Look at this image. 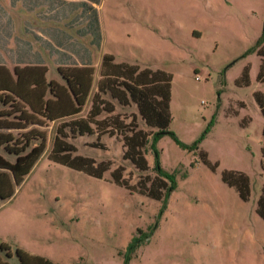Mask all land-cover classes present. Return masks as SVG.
Wrapping results in <instances>:
<instances>
[{
	"label": "rangeland",
	"instance_id": "1",
	"mask_svg": "<svg viewBox=\"0 0 264 264\" xmlns=\"http://www.w3.org/2000/svg\"><path fill=\"white\" fill-rule=\"evenodd\" d=\"M83 1L0 0V93L47 121L45 153L0 200V242L12 250L1 257L19 264L20 248L56 264H264V115L255 98L264 93L255 49L264 0H98L99 46ZM106 53L171 74L168 128L186 147L162 135L156 153L146 150L147 172L123 158L119 133L105 125L135 117L138 128L154 129L133 102L122 105L109 92L100 97L113 111L97 116L104 131L68 137L72 155L111 161L102 177L49 157L61 122L87 116ZM0 153L14 160L3 147ZM156 162L173 175L166 198L113 178L122 166L136 186L156 175ZM226 172L246 177V198Z\"/></svg>",
	"mask_w": 264,
	"mask_h": 264
},
{
	"label": "trees",
	"instance_id": "2",
	"mask_svg": "<svg viewBox=\"0 0 264 264\" xmlns=\"http://www.w3.org/2000/svg\"><path fill=\"white\" fill-rule=\"evenodd\" d=\"M98 0L83 1L84 6L91 14L89 29L92 34L93 45H100V25L97 8L93 5ZM75 2V1H70ZM90 2V3H88ZM255 49L261 56L260 70L258 79L264 82V36L258 38ZM100 78L97 83V91L92 97V104L87 116L74 117L61 122L56 129V135L49 153V157L57 162L66 164L72 168L84 171L96 177H102L103 172L110 166L111 161L96 160L82 155H72L76 147L68 140V137L76 135L102 133V120L97 119L102 111L112 112L110 105L105 109V101L100 97L101 93L109 92L110 95L122 105L133 102L141 119L145 125L153 128L154 131H146L138 128L135 124V117L131 124L122 121L118 123L110 122L105 128H114L119 133L123 142V158L139 171L147 172L149 169L146 158V150L151 147L156 153L155 142L164 134H169L181 146L186 145L181 142L175 133L169 130L171 114L169 109L171 74L164 70H152L150 68H140L137 64L126 62H116L113 55L104 54L102 56ZM242 80L247 82V73L244 72ZM255 98L264 115V93L255 92ZM0 102L7 106L5 111H0V148L14 156V160L7 159L0 153V200H7L15 193L26 176L32 170L37 161L46 151V132L41 127L47 125V121L40 116L36 110H30L11 100L0 93ZM11 116V118H9ZM13 130H18L17 134ZM69 137V138H70ZM264 138V128H263ZM196 142L193 144L194 147ZM262 166L264 168V140L261 148ZM156 175L151 177L149 174L141 176L136 186H132L124 178L123 167L118 166L113 172V178L117 183L124 184L130 189L137 188L140 192L156 199L166 198L174 189L173 175L165 172L156 162ZM233 175L226 172L223 179L230 185L236 186L243 198L247 197V180L242 174L238 178L232 179ZM258 212L264 218V189L258 202ZM138 244L136 237L132 239L129 247ZM0 253L11 257L12 250L5 242H0ZM15 254L19 264H56L51 260L38 255H32L23 249L16 248ZM0 264H10L0 255ZM123 264H128V258Z\"/></svg>",
	"mask_w": 264,
	"mask_h": 264
}]
</instances>
